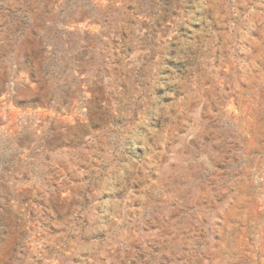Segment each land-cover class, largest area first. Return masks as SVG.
I'll list each match as a JSON object with an SVG mask.
<instances>
[{"label":"rangeland","instance_id":"obj_1","mask_svg":"<svg viewBox=\"0 0 264 264\" xmlns=\"http://www.w3.org/2000/svg\"><path fill=\"white\" fill-rule=\"evenodd\" d=\"M0 264H264V0H0Z\"/></svg>","mask_w":264,"mask_h":264}]
</instances>
